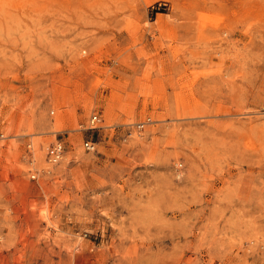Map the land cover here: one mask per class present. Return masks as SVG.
<instances>
[{
    "label": "rangeland",
    "instance_id": "1",
    "mask_svg": "<svg viewBox=\"0 0 264 264\" xmlns=\"http://www.w3.org/2000/svg\"><path fill=\"white\" fill-rule=\"evenodd\" d=\"M0 264H264V0H0Z\"/></svg>",
    "mask_w": 264,
    "mask_h": 264
},
{
    "label": "built area",
    "instance_id": "2",
    "mask_svg": "<svg viewBox=\"0 0 264 264\" xmlns=\"http://www.w3.org/2000/svg\"><path fill=\"white\" fill-rule=\"evenodd\" d=\"M101 120V115L98 112H94L90 116L89 124L91 127L97 126L98 122ZM1 136H4L3 133H1ZM97 141L93 139H87L84 141V145L87 149H95L96 148ZM65 152V144L62 139H56L54 142H52L47 150V156L49 161L52 162H58L63 154Z\"/></svg>",
    "mask_w": 264,
    "mask_h": 264
},
{
    "label": "bare ground",
    "instance_id": "3",
    "mask_svg": "<svg viewBox=\"0 0 264 264\" xmlns=\"http://www.w3.org/2000/svg\"><path fill=\"white\" fill-rule=\"evenodd\" d=\"M39 159H40L41 163H42V162L44 163L45 159L43 158V156H40Z\"/></svg>",
    "mask_w": 264,
    "mask_h": 264
}]
</instances>
